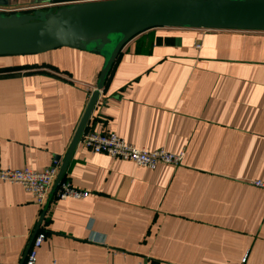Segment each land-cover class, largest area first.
I'll return each instance as SVG.
<instances>
[{
    "label": "crops",
    "instance_id": "obj_1",
    "mask_svg": "<svg viewBox=\"0 0 264 264\" xmlns=\"http://www.w3.org/2000/svg\"><path fill=\"white\" fill-rule=\"evenodd\" d=\"M11 58L0 68L36 67L0 71V167L41 170L62 161L104 56L59 47ZM89 131L184 151L182 164L149 169L78 143L64 179L89 194L53 196L36 264H264V188L251 182L264 181V31L137 34L106 77ZM39 213L20 184L0 181V264L19 263Z\"/></svg>",
    "mask_w": 264,
    "mask_h": 264
},
{
    "label": "water",
    "instance_id": "obj_2",
    "mask_svg": "<svg viewBox=\"0 0 264 264\" xmlns=\"http://www.w3.org/2000/svg\"><path fill=\"white\" fill-rule=\"evenodd\" d=\"M44 1L70 0H36ZM74 1L56 9L0 12V56L38 54L59 47L88 50L104 56L96 86L18 264H23L25 260L106 77L118 53L130 39L158 26L264 31V0ZM7 4L8 0H0L1 6Z\"/></svg>",
    "mask_w": 264,
    "mask_h": 264
},
{
    "label": "built area",
    "instance_id": "obj_3",
    "mask_svg": "<svg viewBox=\"0 0 264 264\" xmlns=\"http://www.w3.org/2000/svg\"><path fill=\"white\" fill-rule=\"evenodd\" d=\"M89 1V0H80ZM75 2L70 1H44L37 2L26 8H7L0 5V12L9 13L14 11H33L34 9H56L62 5H67ZM199 47V45H196ZM85 148L95 153H104L112 158H119L129 160L137 165L154 169L159 164H166L170 166H179L182 164L184 151L172 152L164 147L156 149H147L136 147L127 142L112 131L94 132L89 131L81 135L79 140ZM61 165L60 159H53L51 163L41 170H34L28 167L22 168H2L0 167V181L20 184L23 189L29 193L33 201L38 205L41 214L46 199L50 193L51 187L58 174ZM256 187L264 188V181L260 179L251 180ZM89 194L87 190L74 186L69 180H61L57 185L54 195L57 199L64 198H84ZM45 239L43 231H37L31 246L27 252L23 264H36L37 249L41 246ZM246 256L242 257L241 262L246 261Z\"/></svg>",
    "mask_w": 264,
    "mask_h": 264
},
{
    "label": "trees",
    "instance_id": "obj_4",
    "mask_svg": "<svg viewBox=\"0 0 264 264\" xmlns=\"http://www.w3.org/2000/svg\"><path fill=\"white\" fill-rule=\"evenodd\" d=\"M25 12H31V11H25ZM34 67H36V65H33V64L14 65V66L2 67V68H0V71L15 70V69H22V68H31L32 69ZM62 178L64 179V175Z\"/></svg>",
    "mask_w": 264,
    "mask_h": 264
},
{
    "label": "rangeland",
    "instance_id": "obj_5",
    "mask_svg": "<svg viewBox=\"0 0 264 264\" xmlns=\"http://www.w3.org/2000/svg\"><path fill=\"white\" fill-rule=\"evenodd\" d=\"M16 55H3V56H0V57H9V59H12L11 57H14Z\"/></svg>",
    "mask_w": 264,
    "mask_h": 264
}]
</instances>
